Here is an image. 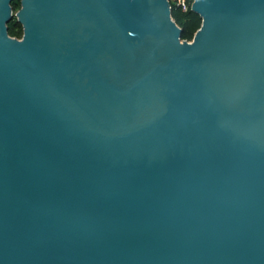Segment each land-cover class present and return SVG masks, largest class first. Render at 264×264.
Returning a JSON list of instances; mask_svg holds the SVG:
<instances>
[{
    "label": "water",
    "instance_id": "obj_1",
    "mask_svg": "<svg viewBox=\"0 0 264 264\" xmlns=\"http://www.w3.org/2000/svg\"><path fill=\"white\" fill-rule=\"evenodd\" d=\"M15 1L0 264H264V0Z\"/></svg>",
    "mask_w": 264,
    "mask_h": 264
},
{
    "label": "trees",
    "instance_id": "obj_2",
    "mask_svg": "<svg viewBox=\"0 0 264 264\" xmlns=\"http://www.w3.org/2000/svg\"><path fill=\"white\" fill-rule=\"evenodd\" d=\"M194 0H186L187 4V11H184L182 6L178 5V3L171 2L172 5V16L177 25L182 29V41L191 42L193 41L195 34L201 28L202 19L199 15L192 12V4ZM21 8L20 0H16L12 7ZM16 28H21L22 26L17 22V19L14 18L13 21L9 25V34L12 37L23 36V29L22 33L18 34L15 32Z\"/></svg>",
    "mask_w": 264,
    "mask_h": 264
},
{
    "label": "rangeland",
    "instance_id": "obj_3",
    "mask_svg": "<svg viewBox=\"0 0 264 264\" xmlns=\"http://www.w3.org/2000/svg\"><path fill=\"white\" fill-rule=\"evenodd\" d=\"M170 2L177 3L178 1L177 0H170ZM19 10L20 9L18 8V6L17 7L15 6L13 14L16 16V14L18 13ZM15 32L20 34V33H22V29L21 28H16ZM13 38L22 39V35L19 36V38L18 37H13Z\"/></svg>",
    "mask_w": 264,
    "mask_h": 264
},
{
    "label": "built area",
    "instance_id": "obj_4",
    "mask_svg": "<svg viewBox=\"0 0 264 264\" xmlns=\"http://www.w3.org/2000/svg\"><path fill=\"white\" fill-rule=\"evenodd\" d=\"M178 5L182 6V8L184 9V11H187V4H186V0H177Z\"/></svg>",
    "mask_w": 264,
    "mask_h": 264
}]
</instances>
